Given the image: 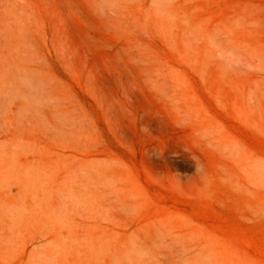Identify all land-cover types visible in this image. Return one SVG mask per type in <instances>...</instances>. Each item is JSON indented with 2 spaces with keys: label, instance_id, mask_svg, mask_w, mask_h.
<instances>
[{
  "label": "rangeland",
  "instance_id": "obj_1",
  "mask_svg": "<svg viewBox=\"0 0 264 264\" xmlns=\"http://www.w3.org/2000/svg\"><path fill=\"white\" fill-rule=\"evenodd\" d=\"M0 264H264V0H0Z\"/></svg>",
  "mask_w": 264,
  "mask_h": 264
}]
</instances>
